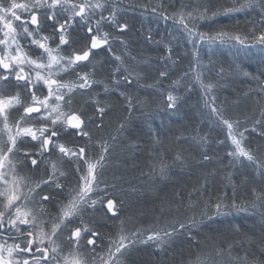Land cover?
Listing matches in <instances>:
<instances>
[{
    "label": "trees",
    "instance_id": "trees-1",
    "mask_svg": "<svg viewBox=\"0 0 264 264\" xmlns=\"http://www.w3.org/2000/svg\"><path fill=\"white\" fill-rule=\"evenodd\" d=\"M92 2L95 3L96 0ZM100 2L106 6L103 12L105 17L115 10L116 20L119 23H127L128 28L121 32L110 21L102 22L101 33L108 32L119 38L110 40L112 52H109L107 47L95 49L90 60L81 62V66L76 69V72L91 73L97 83L92 84L90 89L78 90L73 96L72 107L80 109L83 106L86 108V114L92 115L96 107L92 98L99 99L108 106L109 111L104 117L103 127L97 128L93 123H86L85 130L90 131L92 135L90 156L93 158L101 151L98 142L107 141L110 145L105 166L100 172L99 187L103 189L105 184L115 185V189L109 188V192L115 191L117 200L123 202L117 206L119 215L111 218H102L103 213L97 211L93 214L91 208L85 207L84 219L90 221L94 218L96 222L91 226L100 233L97 252H103L110 238L117 236L122 220L125 232L131 233L137 229L154 226L158 216L161 224L164 223L165 216L169 219L176 216L175 212H160L162 201L166 206L169 202L178 203L176 194L180 193L186 205L188 193L194 188H199L206 178L208 191L204 193V199L211 197L213 203L218 197H227L225 202L231 203L234 189L238 203L252 200L253 188L264 190V177L259 174L260 170L255 164L244 158L238 161L228 155L229 151L234 150L228 137V129L221 119L211 112V108L205 105L204 90L195 79L199 72L205 84L215 85L207 95V101L211 104L215 98V106L222 110L224 118L240 122L237 133L245 127L249 129L245 133L244 144L259 162H264V136L259 134V127L256 132L251 131L252 118L258 117L261 107H264V92L259 91L264 84V51L261 47L256 45L239 53L228 46L214 45L210 49L206 43L194 47L188 43L180 25L172 19L165 21L160 15L152 12L153 7L163 4L159 11L166 10L171 16L173 12H178L181 4L203 5L209 0ZM228 3L230 0H211V7L214 9L218 5ZM99 11L97 10L93 19V27L95 20L99 19ZM21 15L27 16L25 13ZM198 29L208 34L227 30L249 37L253 32L258 35L261 31L260 10L246 9L230 16H218L214 21H200ZM50 31L49 28L43 30L44 34ZM86 32V28L81 31L77 25L74 35L83 37ZM149 35L151 40L148 39ZM20 39L27 50L30 41ZM121 40L125 43L121 44ZM55 43H58V37ZM55 43L52 44L53 47ZM32 47L38 54L35 46ZM64 51L70 53L71 48H65ZM116 55L122 57L123 65L115 59ZM132 57H135V60H132ZM125 67L136 70L133 76L129 77L133 80L132 85L128 86L121 80L115 90H112L114 80L127 75ZM161 71L167 75L160 77ZM62 77L64 80L76 79L75 74H62ZM14 84V80L9 85L0 82V93L14 94L17 90L12 87ZM105 86L109 91L105 92ZM40 88L43 94L47 95V89L42 83ZM169 91L179 97L174 109L166 108ZM121 92L126 93V96H121ZM127 96H131L135 111L131 113V120L121 135L117 134L118 125L129 117ZM96 122H100L98 116ZM113 135L117 136L115 141L111 139ZM63 140L67 141L69 146L88 143L86 138L80 137L64 136ZM35 151L33 148L32 152ZM178 154L181 160L175 161ZM204 155L209 157L207 161L203 159ZM44 156L48 160L47 164L44 158L36 157L40 160V166L33 168L29 159L25 162L27 166L18 168V174L31 177L33 181L44 176L45 168L50 170V162L59 159V153H45ZM157 156L169 165L164 178L149 174L150 162L157 165L161 162L156 159ZM21 158L22 153L17 155V159ZM80 165L86 172L83 161ZM62 170L66 173L64 177H60L65 185L63 191L56 189L54 184L44 189L53 197L50 202H44V207L52 215L57 213L59 203L66 200L69 188L79 179L75 162L65 158ZM99 207L97 205V209ZM200 207H203L202 202ZM199 210L195 209L197 213ZM181 213L191 214L184 213L183 207ZM78 223L79 219L73 222ZM67 234L70 235V230ZM88 235L90 233L81 241V251L86 254L90 251L87 245ZM198 238L209 245L215 242L225 248L228 244H235L233 256L239 255L243 258L247 254L249 264H264V250L261 246L264 242V216L259 210L233 211L227 216L205 220L198 229ZM189 251L190 245L186 238L180 237L164 251L157 250L151 242L137 243L130 247L122 260L123 264H180L181 254L183 259L187 260Z\"/></svg>",
    "mask_w": 264,
    "mask_h": 264
},
{
    "label": "snow or ice",
    "instance_id": "snow-or-ice-1",
    "mask_svg": "<svg viewBox=\"0 0 264 264\" xmlns=\"http://www.w3.org/2000/svg\"><path fill=\"white\" fill-rule=\"evenodd\" d=\"M105 8L100 0L95 3L92 0H0V69L3 70L0 82L9 85L14 80L12 87L17 89L14 94L0 93V264H123L122 257L137 243L151 242L157 250L164 251L180 237L186 238L190 245L188 259H183L181 254L180 264H241L242 259L243 264H249L247 254L243 258L232 255L235 244H228L227 248L215 242L209 245L198 238V229L205 220L227 216L233 211L259 210L264 216V190L253 188V199L238 203L234 189L231 203L225 202L227 197H218L213 203L211 197L204 199V193L208 191L207 178L199 188L188 193L186 205L180 193L176 194L178 203L169 202L166 206L162 201L160 212H175L176 216L171 219L165 216L163 224L158 216L154 226L131 233L125 232L122 220L117 236L110 238L107 248L103 252L96 251L100 233L91 226L96 222L94 218L90 221L84 219L85 207L91 208L93 214L97 211L103 213L102 218H111L119 215L117 206L123 203L117 200L115 191L109 192V188L114 190L115 185L105 184L103 189L99 187L100 172L105 166L110 145L107 141L98 142L101 151L93 158L90 156L92 135L85 130L86 123L102 128L109 109L96 98H92L96 106L92 115L86 114L85 107L74 109L72 105L73 96L78 90L90 89L92 84L97 83L91 73L76 72V69L81 66V62L90 60L95 49L107 47L112 52L110 40L119 39L108 32L101 33L102 22L110 21L121 32L128 28L127 23L116 20L115 10L105 17ZM160 8H163V4L153 7L152 12L165 21L172 19L180 25L188 43L194 47L206 43L210 49L214 45L228 46L239 53L259 45L264 51V0H230V3L218 5L214 9L211 7V0L203 5L181 4L178 12H173L171 16L166 10L159 11ZM255 8L261 14V31L258 35L253 32L249 37L227 30L208 34L198 29L200 21H214L221 15L230 16ZM97 10H100L99 19L95 20L93 27ZM21 13L27 16H22ZM77 25L81 31L87 29L83 37L74 35ZM44 28L51 31L44 34ZM57 37L58 43H55ZM20 38L30 41L27 50ZM148 39L151 40V35ZM120 42L125 43L123 40ZM53 43L55 47L52 46ZM32 46L40 50L38 54ZM65 48H71V52L66 53ZM115 59L121 65L124 64L121 56L116 55ZM124 71L127 75L114 80L112 90H115L121 80L128 86L132 85L133 80L129 77L136 70L125 67ZM62 74H75L76 79L64 80ZM159 75L165 77L167 73L161 71ZM195 79L204 90L205 105L211 108V112L228 129V137L234 146V150L229 151L228 155L238 161L244 158L255 164L260 170L259 174L264 177V162H259L244 144L245 133L249 129L245 127L237 133L240 122L224 118L222 110L215 106V98L211 104L206 99L215 85L205 84L199 72ZM41 83L46 87L47 95L43 94ZM107 91L109 88L105 86V92ZM259 91L264 92V84ZM120 95L126 96V93L121 92ZM178 100L179 97L169 91L166 108L174 109ZM127 101L129 117L119 123L117 128V134L121 135L131 120V113L135 111L131 96H127ZM97 116L99 123L96 122ZM258 127L259 134L264 136V107H261L258 117L252 118L251 131L256 132ZM64 136L86 138L88 143L69 146L63 140ZM111 139L115 141L117 136L113 135ZM33 148L36 149L35 153L32 152ZM53 152L59 153V159L50 162V170L46 167L41 178L33 181L31 177L18 174V168L27 166V160L30 159L32 167L37 168L40 160L36 157L44 158L47 164L44 154ZM21 153L22 158L17 159V155ZM65 158L76 163L79 179L69 188L66 200L59 203L57 213L52 215L44 207V202H50L53 197L44 189L54 184L56 189L63 191L65 185L60 177L66 175L62 170ZM156 159L161 160V157L157 156ZM203 159L207 161L209 157L204 155ZM180 160L178 154L175 161ZM81 161L86 165V172L80 165ZM168 169L169 165L162 160L159 165L150 162L149 174L164 178ZM201 202L203 207H200ZM97 205L100 206L99 209ZM182 207L184 213L191 214L181 213ZM197 208L200 209L198 213L195 211ZM45 216L48 218L42 219ZM77 219L79 223L73 224ZM68 230L70 235L67 234ZM88 233L87 245L90 246V251L86 254L81 251V241ZM240 243L242 246V242ZM261 246L264 250V242Z\"/></svg>",
    "mask_w": 264,
    "mask_h": 264
},
{
    "label": "rangeland",
    "instance_id": "rangeland-1",
    "mask_svg": "<svg viewBox=\"0 0 264 264\" xmlns=\"http://www.w3.org/2000/svg\"><path fill=\"white\" fill-rule=\"evenodd\" d=\"M23 16V15H22ZM17 24L19 23V22H16ZM31 26V25H30ZM0 38H2V36H0ZM0 47H2V46H0ZM38 50V53H39V49H37ZM3 72V70L2 69H0V73H2ZM43 85V84H42ZM44 86V85H43Z\"/></svg>",
    "mask_w": 264,
    "mask_h": 264
},
{
    "label": "water",
    "instance_id": "water-1",
    "mask_svg": "<svg viewBox=\"0 0 264 264\" xmlns=\"http://www.w3.org/2000/svg\"><path fill=\"white\" fill-rule=\"evenodd\" d=\"M88 247H90V246H88Z\"/></svg>",
    "mask_w": 264,
    "mask_h": 264
}]
</instances>
